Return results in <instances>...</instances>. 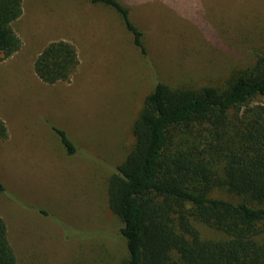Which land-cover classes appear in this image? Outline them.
<instances>
[{
    "label": "rangeland",
    "instance_id": "374dc122",
    "mask_svg": "<svg viewBox=\"0 0 264 264\" xmlns=\"http://www.w3.org/2000/svg\"><path fill=\"white\" fill-rule=\"evenodd\" d=\"M118 1L143 33L144 55L119 14L89 0H22L12 23L20 46L0 61V217L16 264H124L107 183L132 148L145 97L159 82L223 90L264 53V0ZM58 40L75 47L78 66L67 81L46 84L34 60ZM52 127L65 131L73 155ZM194 225L203 238L220 237Z\"/></svg>",
    "mask_w": 264,
    "mask_h": 264
},
{
    "label": "trees",
    "instance_id": "16d2710c",
    "mask_svg": "<svg viewBox=\"0 0 264 264\" xmlns=\"http://www.w3.org/2000/svg\"><path fill=\"white\" fill-rule=\"evenodd\" d=\"M114 9L145 54L143 33L117 0ZM22 0H0V61L20 46L12 23ZM78 66L75 47L48 43L34 60L46 84L64 82ZM67 155L75 148L52 127ZM134 142L107 183L108 204L121 221L124 264H264V53L232 75L223 90L174 89L157 83L132 125ZM7 130L0 119V141ZM4 190L0 183V193ZM223 190L241 197L210 196ZM194 222L220 234L203 238ZM0 264H16L0 217Z\"/></svg>",
    "mask_w": 264,
    "mask_h": 264
},
{
    "label": "crops",
    "instance_id": "0c3cea01",
    "mask_svg": "<svg viewBox=\"0 0 264 264\" xmlns=\"http://www.w3.org/2000/svg\"><path fill=\"white\" fill-rule=\"evenodd\" d=\"M118 1V0H117ZM119 2V1H118ZM120 3V2H119ZM121 4V3H120ZM122 5V4H121Z\"/></svg>",
    "mask_w": 264,
    "mask_h": 264
}]
</instances>
